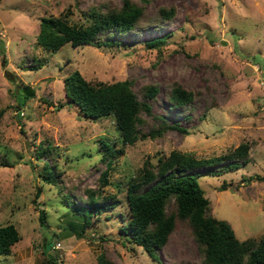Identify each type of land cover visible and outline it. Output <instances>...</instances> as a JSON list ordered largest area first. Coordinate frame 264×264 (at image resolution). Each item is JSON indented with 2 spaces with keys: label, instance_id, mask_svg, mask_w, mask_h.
Instances as JSON below:
<instances>
[{
  "label": "rangeland",
  "instance_id": "374dc122",
  "mask_svg": "<svg viewBox=\"0 0 264 264\" xmlns=\"http://www.w3.org/2000/svg\"><path fill=\"white\" fill-rule=\"evenodd\" d=\"M103 0H0V225L13 223L20 239L0 264H54L45 253V236H52L48 251L59 264H192L200 259L193 237L184 226L172 231L168 242L152 259L142 247L127 242L121 233L128 218L126 188L146 160L176 149L197 158L229 152L249 145V161L220 174L202 173L198 180L211 203V212L227 220L236 236L264 237V0H150L147 16L173 6L174 16L161 23H145L124 34L120 44L93 46L63 44L51 51L36 44L39 19L67 8L71 22L83 21V11ZM120 4L121 0H106ZM168 33L160 48L145 42ZM44 60L30 69L32 56ZM77 69L89 80H131L132 89L155 83L152 113L185 128L167 129L161 136L127 144L108 169L101 159L100 139L121 146V135L112 117L91 119L64 95L63 78ZM8 72V73H7ZM13 79L12 81L10 80ZM173 81L192 90L191 103L174 106L169 101ZM28 84L34 94L18 107L17 95ZM139 94V93H138ZM147 130L151 116L144 114ZM49 142L52 156H37ZM47 160L55 183L44 181L41 169ZM225 181L227 187L218 189ZM40 189L35 198L36 189ZM114 206L94 215L81 234V219L65 197L84 204L88 193ZM113 196L114 198H109ZM115 202V203H112ZM45 210L47 226L39 220Z\"/></svg>",
  "mask_w": 264,
  "mask_h": 264
},
{
  "label": "trees",
  "instance_id": "16d2710c",
  "mask_svg": "<svg viewBox=\"0 0 264 264\" xmlns=\"http://www.w3.org/2000/svg\"><path fill=\"white\" fill-rule=\"evenodd\" d=\"M80 1L74 0V4ZM149 1L121 0L120 4H111L106 0L95 2L83 11L81 22L69 20L70 8L58 15H43L39 19L36 44L51 51H57L67 42L73 46L89 44L97 47L120 44L113 35L127 33L145 23H161L174 16L173 6L159 8L154 18L147 16L145 5ZM167 37L168 33L155 36L145 44L147 47L160 48L167 42ZM0 50L4 66V50ZM32 62L28 66L30 69H38L44 64V60L35 55L32 56ZM63 89L68 103L75 105L81 116L91 119L110 116L121 135L122 145L118 147L106 139L99 140L101 159L106 164L102 171L103 183H109L108 169L113 160L124 153L127 144H133L138 139L161 136L169 128L187 132L177 123H169L163 115L152 113L151 100L159 90L155 83L143 85L138 94L132 89L129 79L113 82L89 80L74 69L64 76ZM33 94L34 90L28 84L21 86L17 95L18 107ZM168 98L174 106H182L192 102L194 93L178 81H173ZM3 111L0 108V118ZM144 114L152 119L147 130L141 129L146 123ZM53 149L49 142L40 144L37 156H52ZM248 150L249 145L241 143L229 152L197 158L191 153L173 149L168 154H160L156 162L146 160L139 172L128 180L126 202L129 217L123 218L120 226L125 241L142 247L152 259L157 260V250L168 242L172 231L184 226L195 240L200 254V259L192 264H264V237L238 238L227 220L211 212L210 200L198 180L202 173L220 174L239 168L250 160ZM41 173L44 181L55 183L54 168L47 160L43 161ZM255 177L264 180V174ZM226 187L223 181L218 189ZM39 193L40 189L37 188L35 198ZM101 198L103 200L99 201L98 195L92 190L88 193L89 201L82 205L65 197L66 204L81 219L78 234L92 223L94 215L98 216L103 209L114 206L105 203L108 198L106 194H102ZM45 214L44 209L39 210L42 226H47ZM53 235L60 237V232L52 231L50 237L45 236L43 249L54 264H59L57 256L47 248ZM19 239L20 233L13 223L0 225V254L8 255L11 246ZM103 262V256L100 255L99 264Z\"/></svg>",
  "mask_w": 264,
  "mask_h": 264
},
{
  "label": "water",
  "instance_id": "95a60500",
  "mask_svg": "<svg viewBox=\"0 0 264 264\" xmlns=\"http://www.w3.org/2000/svg\"><path fill=\"white\" fill-rule=\"evenodd\" d=\"M47 248H49V244L47 245Z\"/></svg>",
  "mask_w": 264,
  "mask_h": 264
}]
</instances>
